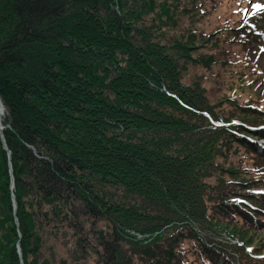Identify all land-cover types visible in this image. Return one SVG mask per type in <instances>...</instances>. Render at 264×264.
I'll return each instance as SVG.
<instances>
[{
    "label": "trees",
    "instance_id": "obj_1",
    "mask_svg": "<svg viewBox=\"0 0 264 264\" xmlns=\"http://www.w3.org/2000/svg\"><path fill=\"white\" fill-rule=\"evenodd\" d=\"M205 2L210 36L195 14ZM251 4L0 0V98L17 205L13 213L0 143V264H19L17 245L23 264H53L45 248L59 233L74 250L94 236L98 264H264V160L244 139H264V29L262 16L246 19ZM182 60L200 83L184 81ZM212 70L210 95L231 89L211 108L200 74ZM107 187L137 197L127 204ZM206 197L219 198L209 215ZM172 209L199 234L173 235ZM118 227L161 237L128 244L122 256Z\"/></svg>",
    "mask_w": 264,
    "mask_h": 264
},
{
    "label": "rangeland",
    "instance_id": "obj_2",
    "mask_svg": "<svg viewBox=\"0 0 264 264\" xmlns=\"http://www.w3.org/2000/svg\"><path fill=\"white\" fill-rule=\"evenodd\" d=\"M255 1H258V0H255ZM203 9L205 11L204 13H202L200 10H198L197 12H195V14H201V16L198 15V17H197V19L199 21V24H198L197 27H199L200 29H202L203 27L204 28H207V29H205V32H204L203 35L210 36L211 35L210 34L211 28L213 29V27H211L212 26V21H213V19H215V17H212V16H214L213 13H212V15L209 13L210 10H211L210 9V6H209V3L208 4L206 3V5L203 6ZM188 13H189V15L187 14L188 15V20L190 18V21H192V19H193V21L197 22L196 18L195 19L193 18L194 15L193 14L191 15V12H188ZM215 16H217V15H215ZM209 27H211V28H209ZM203 53L204 54H207L206 51H204ZM191 56L192 57L195 56V52H193L191 54ZM181 64L182 65H188L187 68H186V70L183 71L184 81H187L190 84H192L193 82L200 83L198 80H196V81H193L192 80L193 73H192V70L189 68L190 65H191L192 68H195V67L192 66V63L187 62L186 60H182ZM195 69H197V68H195ZM195 69H194V71H196ZM215 71L216 70H212L210 73L204 72V73L200 74V76L203 78V82H204V78H208L207 81H206V86L207 87L205 86V88L207 90L209 89L208 90L209 96L208 95H205V94H204V96H205V99L209 102V105L211 106V108L212 107H216V106L218 107L219 104L222 103L224 99H226L227 97H229V90L231 89L230 86H229L230 84L229 85L227 84L224 89H221L219 91H218L217 87H214V91H212V93L210 95V90H211L209 88V87H211L210 86V81L213 80V76H214ZM219 81L221 82L222 80L220 79V80H217L215 82L220 83ZM204 85H205V82H204ZM161 90L160 91L162 93H166L167 94V91L164 89V87L161 88ZM205 93H207V92H205ZM70 94L71 95H74V92L73 93H70ZM0 100L2 101V99H0ZM2 103H3V101H2ZM4 106L7 109V112H9L7 106L5 104H4ZM58 106H59V103L57 102V104L56 103L53 104L51 106V108L53 110H56ZM195 107L198 108V110L201 109V107H199V106H195ZM213 113L215 114L214 110H213ZM215 116H217V115L215 114ZM6 117H7V115H6ZM6 117H5V119H6ZM206 117H209V116L206 115ZM6 121L4 122V129L3 130H5V129L8 128V124H6ZM209 121H211V120L209 119ZM3 130H2V132H3ZM0 132H1V130H0ZM12 185H13V187H12ZM12 185L10 186L11 189H9V190L13 191V193L10 194V199L13 200L12 210H13V213H15L16 212V208H17V205H16V202L14 203V199H15V194H14V188L15 187H14V183ZM105 191H106V194H107L106 196L107 197H108V194H109L111 197H117L118 200H120V199L123 198L126 201L127 204H129V203L133 204L134 201H132L131 197H137V196H135L133 194H129V193L125 192L122 189L116 191V190H114L111 187H107L105 189ZM209 201H210V203H209ZM206 202H207V213L209 215L210 213H212L213 206L219 204V198L217 199L215 197H206ZM138 203L142 206V210L145 209L144 212L150 213L148 207H150L152 205H149L147 203L145 204V202L144 201H141V200L138 201ZM172 210H173V213H174L173 218H175V219H173L172 222H169L168 224H171V225H169L167 227H170V230L172 228L174 229L173 230V235L174 234H177V235H182L183 236V235L188 234L191 230H193L197 234H199L198 228H197V226L194 223H191V222H188V221L185 222L187 220L186 219L187 217H185V219L183 221H181L180 218H184L183 214L181 212L177 211V210H174V209H172ZM152 214H154V216L155 215H164V211L163 210L160 211V209L157 208V209H153L152 210ZM166 218L170 219L172 217H171V215H169L168 213H166ZM101 224H103V223H101ZM95 227H96L95 225L92 226L91 230L92 229H95ZM138 228H140V227H138ZM107 229H109V228L107 227ZM118 233H119V236L120 237L123 236V237L120 238V244H121V247H123V250H124L122 256H129L130 252L128 250L130 249V246H128L126 244V242L124 240L125 237H127L128 239H130L129 240L130 242H132L134 240L135 242H132V243H135V244H133L131 246H135V245H138L136 243H138L140 241L138 239V237H137L138 235H140L141 237H143L144 235H149V236L152 235L153 236L154 234L161 233V231L160 232H157V233L155 232L153 234H145V233H141V232H139L137 230H133L131 228H124V229H122V228L118 227ZM67 237L68 236H65L64 237V235H62V233H59L58 238L56 237L57 239H55L53 242H48V246L45 248V250H46L47 253H49V255H52L51 252L53 253V255H52V257L54 259V263L53 264H71L72 262L74 264L76 262H79V263H76V264H98V261H95L93 263H92V261H90L92 259L91 256L93 255V252L90 250V248H92L96 244V242H95V239L96 238H94V236H92L89 239H82L81 243L80 244L78 243V245L76 247V250H74L75 247L72 248L73 241L67 240L66 239ZM143 240H146V239H143ZM219 240L220 241L223 240L224 243L227 241V239H225V238H219ZM140 242L142 243L144 241H140ZM16 247H17L16 252H17L18 259H19V264H23V261H22V252H21L20 246L17 245ZM53 247H54V249H53ZM69 251L72 252V253H74V254L72 256H70ZM29 257L31 258V256H29ZM29 261H31V259H29L28 262ZM32 261H33V259H32ZM136 261L138 263L140 262L139 259L136 260Z\"/></svg>",
    "mask_w": 264,
    "mask_h": 264
},
{
    "label": "bare ground",
    "instance_id": "obj_3",
    "mask_svg": "<svg viewBox=\"0 0 264 264\" xmlns=\"http://www.w3.org/2000/svg\"><path fill=\"white\" fill-rule=\"evenodd\" d=\"M161 90V89H160ZM162 91V90H161ZM160 91V92H161ZM1 99V98H0ZM7 115V117H6ZM6 117V119H5ZM9 118V112H7V109L5 108L4 104L2 103V101L0 100V130L2 132V130L4 129V122ZM4 131V130H3ZM0 143H1V148L4 152H6L7 154V162L9 164L8 166V176H9V189H11V185L14 183V177H13V173H12V170H11V165H10V152L5 144V139H4V132L0 133ZM4 143V145L2 144ZM32 149V148H31ZM33 151V150H32ZM34 152V151H33ZM9 154V155H8ZM35 154V153H34ZM13 187V185H12ZM9 193H13V191L9 190ZM12 200V199H11ZM12 203H13V200H12ZM14 203H15V199H14ZM15 224L17 225V221H15Z\"/></svg>",
    "mask_w": 264,
    "mask_h": 264
},
{
    "label": "snow or ice",
    "instance_id": "obj_4",
    "mask_svg": "<svg viewBox=\"0 0 264 264\" xmlns=\"http://www.w3.org/2000/svg\"><path fill=\"white\" fill-rule=\"evenodd\" d=\"M254 7L257 11H264V6L260 4H256ZM249 251H251V249H249Z\"/></svg>",
    "mask_w": 264,
    "mask_h": 264
},
{
    "label": "water",
    "instance_id": "obj_5",
    "mask_svg": "<svg viewBox=\"0 0 264 264\" xmlns=\"http://www.w3.org/2000/svg\"><path fill=\"white\" fill-rule=\"evenodd\" d=\"M1 133V132H0ZM4 145V143H2ZM9 155V154H8Z\"/></svg>",
    "mask_w": 264,
    "mask_h": 264
}]
</instances>
